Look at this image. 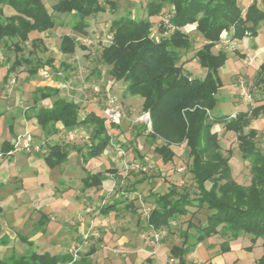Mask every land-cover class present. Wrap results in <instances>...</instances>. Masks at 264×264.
<instances>
[{"label": "trees", "instance_id": "trees-1", "mask_svg": "<svg viewBox=\"0 0 264 264\" xmlns=\"http://www.w3.org/2000/svg\"><path fill=\"white\" fill-rule=\"evenodd\" d=\"M106 2L111 8L116 5L112 0ZM5 5L9 11L4 10ZM166 5L171 10L168 19L160 22V36H156L150 17L160 15ZM51 8L55 12L73 14L76 20L71 29L84 35L88 18L103 12L105 5L101 0H57ZM144 9L143 18L120 15L110 21L111 39L102 43L100 58L109 66L108 74L113 82L124 84L126 93L143 98L142 110L148 111L151 117V130L147 135L152 141L160 139L154 151L161 160L172 162L175 155L172 145L186 146L195 187L193 195L173 182L164 192L154 190L148 196L152 208L144 218L146 227L166 228L171 232V222L179 220L181 225L176 230L181 242L170 249V255L178 259L177 264H186L184 256L199 242L215 234L222 238L219 244L222 252L229 250V241L241 234L250 237L247 249L260 239L263 254L256 264H264V150L256 145L257 129H246L252 119L264 120V100L234 116L211 114L218 100L216 93L223 85L218 70L229 54L223 48L216 52L212 49L223 33L228 39L255 37L264 20V4L252 0L242 9L238 0H149ZM188 24H195L203 39L194 52V58L205 69L201 77L192 75L179 64L183 51L189 50L194 42L182 30ZM54 26L55 20L42 0H0V49L7 44V39H15L13 47L20 51L32 32H43ZM32 40L33 45H37L39 38ZM59 48L65 54L74 52L75 37L63 34ZM47 62L54 67L52 59L32 62V57L19 54L3 78L22 63L30 75H35L39 68L48 66L44 64ZM255 83L264 94V63L257 70ZM45 98H51L50 103L37 104ZM33 101L37 104L33 117L45 133L55 132V123L60 122L65 128L87 129L89 137L88 142L52 144L44 156L49 167L65 162L73 150L82 153L85 162L103 153L110 135L102 114L85 110L79 102L59 95L58 89L49 86L36 87ZM120 124H111L110 129L120 128ZM216 124H222L226 131L235 134L241 157L250 162L248 186L232 178L228 157L222 152L217 131L213 130ZM102 180V172H87L83 186H97ZM206 182L210 185L206 186ZM110 206L112 204L101 209ZM202 209L207 210L204 220L193 224L194 215ZM184 223L186 228L195 229L190 236L182 228ZM68 258L34 253L28 259L14 258L10 264H57Z\"/></svg>", "mask_w": 264, "mask_h": 264}, {"label": "crops", "instance_id": "crops-1", "mask_svg": "<svg viewBox=\"0 0 264 264\" xmlns=\"http://www.w3.org/2000/svg\"><path fill=\"white\" fill-rule=\"evenodd\" d=\"M250 2L252 1L238 0L242 9ZM4 10L10 9L5 5ZM182 30L190 36H197L195 39H198L199 44L193 45V48L194 51L199 48L198 45L202 44L203 39L197 33L195 24H188ZM43 32H32L30 38L41 37ZM69 34L77 38L80 33L70 27ZM248 38L254 41L244 44L243 40ZM248 38L230 39L235 47L233 52L235 55L240 53L242 57L253 60L247 67L236 60L237 67L234 70L239 72L256 71L264 63V20L260 23L258 34ZM216 47L217 45L214 49ZM186 55L182 54L180 65L194 75L190 66L198 62ZM227 60L228 58L225 63ZM230 67L233 70L234 66ZM204 73L205 69L202 76ZM95 74L98 76L97 72ZM4 75L5 73L3 77ZM63 75L52 74L48 78L40 75L39 79L31 78L30 82L34 84V88L40 86L56 88L60 95L79 103L82 101L83 103H80L82 107L89 104L92 109L101 110L93 95L87 99L88 95L84 92L82 94L75 91L68 94L64 86L67 81L62 82ZM125 88L124 84L120 87L118 82H115L105 95L112 94L114 90L118 91L120 98L116 96L117 100L129 114L134 109L133 102H137V97L140 103L143 99L138 95L126 93ZM6 89L0 86V262L10 264L14 258L28 259L34 253L67 257L69 244L80 240L82 232L92 223L98 228L99 237L83 246L80 257L73 264H177L178 259L170 255V249L181 240L180 233L174 230V227L177 228L181 223L179 220H173L170 227H173L171 231L174 230V233L169 235L171 232L168 230L169 236L158 245L149 244L145 235L151 229L146 227L145 219L139 217L137 213L144 182H137V178L135 180L131 178V181L126 179V173L121 170L120 163L109 146H106L99 157L87 162L83 161L82 153L73 150L65 162L49 167L44 159L49 147L55 143L74 144L86 141L83 134H87V129L74 128L78 134L70 141L67 138V130L71 128H65L60 122H56L57 130L47 134L35 122L34 111L29 114L27 106L22 104L26 90L23 89L19 93L20 88ZM230 97L234 102L233 112L245 110L240 97H235L234 94ZM104 98H101L102 105ZM50 101L51 98L40 99L37 104ZM6 110L11 113V118L4 121ZM251 127L255 126L252 124ZM25 130L31 132L33 137L31 143L35 148L30 151L14 146L16 136ZM111 131L115 141L118 138L123 139L126 133L121 124L120 128L113 127ZM128 131L131 133L132 128ZM172 148L174 149V145ZM130 149H133L132 145ZM133 152L137 157V152L134 150ZM174 152L173 161L177 162L179 156L175 149ZM157 157L162 167H159L161 174L156 185H161L167 190L172 181L169 177L166 180L161 175L163 171L167 173L162 169L168 162L164 163L159 155ZM87 172H102L103 180L97 186L85 188L83 179ZM154 190V187L149 186L146 197L149 198ZM109 204L112 206L108 209H101ZM184 225L182 224V228L185 230ZM245 239L249 241L250 237L241 234L230 240L229 250L222 252L219 246L222 238L218 234L212 235L199 242L184 256L186 264H256L255 260L261 253L256 255L254 251L260 246L254 244L249 250L247 246L250 244H243Z\"/></svg>", "mask_w": 264, "mask_h": 264}, {"label": "rangeland", "instance_id": "rangeland-1", "mask_svg": "<svg viewBox=\"0 0 264 264\" xmlns=\"http://www.w3.org/2000/svg\"><path fill=\"white\" fill-rule=\"evenodd\" d=\"M47 7L48 11L52 14L55 20V26L52 29L46 30L43 32L39 41H36L37 45H33V40L36 37L29 38L24 44H22V50L16 51L13 47V42L15 39H7V44L1 47L0 56V86L4 89L7 88V78L3 79V74L7 72L12 66V63L17 58L19 54H23L25 56L32 57V62H35L37 59L41 60L42 62L46 59H52L54 67H52L48 62L44 63L47 64L48 67L52 69L55 68V65L59 67V70L62 71L63 78L62 82L64 81L69 83V88L66 87L68 94H73L75 91L83 92L88 95L87 99L91 97V87L90 84L92 82H96L99 84L101 88L100 96H96L95 102L102 107V97H105V93L113 85L115 82H112V77L108 74L109 66L100 58V52L102 48V39L108 33V26L110 21L120 15H131L137 17H145V9L144 5L149 0H112L116 5L114 8L109 7L106 0H101L102 3L105 5V10L103 12H99L96 15H93L88 18V27L86 34L82 35L79 34L76 41V48L74 52L65 54L61 52L59 46L61 42V36L65 33H70V27L72 23L76 20L73 14L71 13H59L52 10L51 6L57 0H42ZM252 1V0H251ZM259 4H264V0H256ZM171 7L166 5L163 9V12L158 15L151 17L150 20L153 23V34L156 36H160V31L158 29L160 22H165L168 19L169 12ZM196 34V33H195ZM194 43L193 45L199 44L196 35L191 36ZM81 38V39H80ZM248 38V37H246ZM84 39V41H83ZM232 40L228 39L227 35L223 33L221 40L219 41L213 51L216 52L219 48H223L229 51L228 60L224 63L223 66L219 68V76L222 81V87L217 91V103L215 107L211 110L212 115H220V114H228L234 116L238 111L233 112L234 110V102L230 96L234 94L235 97H240V101L243 102L245 110H249V108L256 105L258 102L264 100V94L261 92L260 87L255 83L256 73L255 71L247 72H239L234 70L237 67V61L242 62L246 67L250 66L252 63V59H249L245 56H241L239 53L235 55ZM250 41H254L251 38L244 39L243 43H247ZM195 45V46H196ZM199 47V45H198ZM194 48L189 49L187 51H183V55L187 54L189 59L194 58ZM245 53H243L244 55ZM237 58V59H236ZM180 64V62H179ZM234 66L233 70L230 66ZM191 70L195 76H202L203 74V67H200V64L193 63L191 66ZM40 69V68H39ZM98 73V76L95 73ZM235 72L233 75L232 73ZM9 73H15L17 75V82L12 90L19 89V93L21 90L25 89L26 93L23 94V105L27 106V111L29 114L33 113L34 108L36 107L33 101V91H34V84H32L31 78L39 79L40 73L39 70L35 75H30L27 69V66L22 63L14 68H12ZM8 77V75H7ZM118 85L121 87L122 83L118 82ZM112 89V87H111ZM7 90V89H6ZM60 95V94H59ZM90 95V96H89ZM111 95L120 98V93L116 90L112 92ZM61 96H64L61 94ZM139 96V95H138ZM116 97V98H117ZM99 98V99H98ZM142 98V97H141ZM250 98V99H249ZM143 99V98H142ZM143 101V100H142ZM49 102V101H48ZM83 103L82 101L80 102ZM134 109L128 114L126 109H123L125 116L121 120V125L125 130V134L122 138H118L117 142L121 143V145L125 148L127 154L131 158V160L136 159L138 162L142 164H150L149 168L145 171L143 170H128L125 172L123 166L118 158H116L120 163V168L123 172L126 173V179L131 181V178L134 180L137 178V182L144 179V186L142 188L141 196L139 200V211H137L139 217L144 218L142 215V209L146 206H152V202L149 201V198L146 197V191L148 187H154L156 191L163 192L165 188L161 185H156L158 182V177L161 174V170L159 167H162L161 162L158 160V155L154 151V146L160 143V139L152 141L150 137L147 135L148 130L144 127V125L136 120L138 115L143 111L142 110V103H140L138 97L137 102H133ZM85 110H94L92 109L89 104H85L83 106ZM5 109V108H3ZM94 111L101 113V110L95 109ZM232 111V112H231ZM231 112V113H230ZM5 117L3 120L5 121L6 118H11V113L6 110L4 115ZM31 116V115H30ZM7 122V121H6ZM36 122V121H35ZM255 126L254 128L257 129L258 135L256 137V145L259 150H264V120L262 118L252 119L249 126L246 128L248 129L251 125ZM132 128V132L130 133L128 130ZM213 130L217 131L219 136V143L222 148V152L225 156L228 157V164L231 171L232 178L237 181L239 184L248 186L251 182V173H250V162L246 159H243L240 155V152L237 148V141L235 138V134L232 132L226 131L222 124H216L213 127ZM112 132V131H111ZM130 134H129V133ZM31 133V132H30ZM135 142V145H133ZM132 147L137 151V157L133 152ZM136 146V147H135ZM175 151L177 152V156H179V160L177 162H168L164 169L167 173L161 175L166 180L169 177L171 181L177 184L178 187L184 186L187 190H189L190 194L193 195L195 191V187L192 183V177L190 175L189 166H190V157L188 156V150L184 144L174 146ZM156 153V154H155ZM183 167L182 171H178V167ZM124 179V178H123ZM162 179V178H161ZM124 181V180H123ZM126 181V180H125ZM117 184V183H116ZM210 182H206V186H209ZM138 198V197H137ZM194 209V208H193ZM207 210L202 209L193 217L192 223L196 224L199 221L204 220L205 214ZM185 222V221H184ZM186 224V223H184ZM183 224V225H184ZM186 226V225H184ZM86 229V228H85ZM169 229V228H168ZM176 228L174 227V230ZM174 230L171 231L169 235L174 233ZM195 230L193 227H187L186 232L188 236H190V231ZM168 233V230H167ZM168 234L165 236L167 238ZM147 237V235H145ZM218 238V237H217ZM189 239V238H188ZM149 244L154 246L151 243L150 239L147 238ZM190 240V239H189ZM243 244H250V240H244ZM181 240H179L180 244ZM71 242L69 246L72 244ZM254 244L255 246H260V250L256 249L254 252L255 254L261 253L255 260L263 254V247L262 241L258 239ZM253 247V246H252ZM69 248V247H68ZM252 249V248H251ZM249 249V250H251ZM262 251V252H260ZM190 252V251H189ZM255 255V256H256Z\"/></svg>", "mask_w": 264, "mask_h": 264}, {"label": "built area", "instance_id": "built-area-1", "mask_svg": "<svg viewBox=\"0 0 264 264\" xmlns=\"http://www.w3.org/2000/svg\"><path fill=\"white\" fill-rule=\"evenodd\" d=\"M81 39V38H80ZM111 39V33H107L105 37L102 39L103 42L109 41ZM84 41V39H83ZM1 58V56H0ZM39 73L41 76L48 78L52 74L61 75L62 71L59 70V67L55 65V68L52 69L48 66H43L39 69ZM17 82V75L15 73H9L7 77V88L11 90ZM65 87L69 88V83L67 82ZM90 89L94 97L99 95L101 93V88L98 83L92 82L90 84ZM250 99V98H249ZM101 113L104 118V124L106 126L107 133L110 135L108 145L111 149L114 157L118 158L123 166V169L126 171L128 170H147L150 166V164H142L141 162H138L136 159L131 160L129 155L127 154L125 148L115 141V139L112 137V132L110 129L111 124H119L123 117L125 116V113L119 104L117 98L114 95L106 94L104 98L103 105L101 107ZM232 116V115H231ZM136 120L140 123H142L144 126H146V129L149 131L151 130V117L150 113L148 111H142ZM78 131L74 128L67 130V138L68 140L72 141L75 136H77ZM83 138L88 142L89 137L87 134H83ZM33 137L30 132L27 130L23 131L22 133L18 134L16 136V140L14 142V146L16 148H24L27 151H30L32 148H35V146L32 145ZM38 148V146L36 147ZM178 171H182L183 167H178ZM152 206H146L144 209H142V215H144V218L148 217V214L150 212V209ZM167 235V229L161 228V229H151L149 233H147V237L150 239L151 243L154 245H158L161 241V239ZM99 237V230L96 228L92 223H90L87 228L82 232L81 239L73 241V243L69 246L67 249V254L69 258L64 261L57 262V264H73L76 262V260L80 257L81 250L83 246L86 243L91 242L92 240H95Z\"/></svg>", "mask_w": 264, "mask_h": 264}]
</instances>
